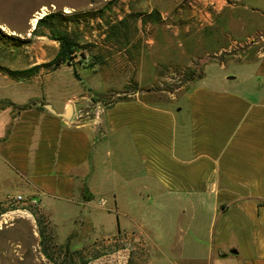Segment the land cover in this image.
<instances>
[{"label": "crops", "instance_id": "crops-1", "mask_svg": "<svg viewBox=\"0 0 264 264\" xmlns=\"http://www.w3.org/2000/svg\"><path fill=\"white\" fill-rule=\"evenodd\" d=\"M241 1L215 0L211 28L227 10L233 33L254 25L235 11L261 9L262 0L243 7ZM176 2L164 8L165 3L143 0L138 8L146 14L172 11ZM160 32L150 35L145 55L159 38H168ZM232 34L226 37L232 40ZM259 44L245 53L251 55L244 57L247 82L238 74L223 75V62L216 75H204L174 101L134 92L106 107L96 102L91 117L79 123L72 107L79 89L63 94L69 88L60 80L62 67L47 76L59 81L56 101L28 106L23 99L0 97V201L21 196L50 216L113 202L118 236L146 234L147 248L156 252L148 264H264V44ZM113 47L118 45L108 43L106 50ZM121 47L127 52L129 45ZM141 64L126 85L146 81ZM99 68L85 71V78L93 93L103 95L107 90L97 93L94 86V76H102ZM142 215L152 221H142Z\"/></svg>", "mask_w": 264, "mask_h": 264}, {"label": "rangeland", "instance_id": "rangeland-1", "mask_svg": "<svg viewBox=\"0 0 264 264\" xmlns=\"http://www.w3.org/2000/svg\"><path fill=\"white\" fill-rule=\"evenodd\" d=\"M152 1L161 5L165 3L164 8L166 4L176 2ZM190 1L198 5L206 4L210 15L205 21L200 23V15L191 9L188 13L182 10ZM140 2L143 0H0V68L24 71L50 62L58 51V45L44 34L32 36L35 25L32 21L41 17L39 14L45 16L51 12H62L88 15L85 18L90 21L84 19L75 30L79 43L89 47L84 51L85 60L78 55L73 62L78 79L73 80V69L66 65L61 72L65 79H60L65 83V89L67 85L69 88L63 94L71 93L73 87L79 89L76 94L80 95L72 104L76 123L91 117L99 99L106 107L119 99H128L134 92L149 91L156 93V97L174 101L204 75L209 78L216 75L223 62L227 65L223 75L235 78L238 74L247 82L244 59L250 60L251 55L245 53L254 43H260L256 47L264 44V0L258 5L261 9L249 7L250 11H235L253 19L254 25L249 23L243 34L232 32L235 23L228 19V10L211 28L215 0H207L206 3L181 0L176 2L172 11L159 10L163 15L160 21L140 17L139 14L148 12L138 8ZM249 2L254 4L255 1L243 0L239 6H247ZM117 21H123V25L114 38L107 40V24ZM74 29L72 26L70 30ZM156 30L157 33L162 31L169 39L159 38L157 45L145 55L149 45L147 40ZM228 32L233 33L230 37L236 43L226 37ZM118 39L121 40L120 45L116 42ZM108 43L118 45V48L107 51ZM128 45V51L122 52L121 46ZM92 55L104 58V64L99 68L102 76L93 78L97 93L107 90L103 95L93 93L85 78V71H91L87 67L92 62ZM141 55L145 57L141 58ZM227 59L230 61L226 62ZM142 61L146 81L139 85L132 80V84L126 85L130 72H137L142 67ZM157 67L160 73H156ZM187 71L195 72L192 80L185 76ZM49 74L41 70L29 80L16 81L0 72V97L23 99L28 106L43 104L42 101L47 98L56 101L62 94L54 88L59 81L47 77ZM0 205V264H148L156 256V252L149 250L143 240L147 241L145 233L137 232L141 237L118 236V217L112 211L113 202L107 205L102 201L95 202L92 208L77 206L55 216L44 213L37 203L27 199L21 203L6 199L0 201ZM143 215L142 221H152L148 215Z\"/></svg>", "mask_w": 264, "mask_h": 264}, {"label": "trees", "instance_id": "trees-1", "mask_svg": "<svg viewBox=\"0 0 264 264\" xmlns=\"http://www.w3.org/2000/svg\"><path fill=\"white\" fill-rule=\"evenodd\" d=\"M87 16L88 15L64 14L62 12H51L46 14L37 21L35 30L32 31L31 35L39 36L40 34H44L43 36L47 37L50 41L55 42L58 45V51L55 57L46 64L36 65L28 70L11 71L6 68H0V72L7 75L11 80H29L36 74H38L41 70H45L51 73L66 65L73 69V76L75 79H78V75L76 73L75 65L73 64V62L77 59L78 55L82 58V60H85L84 51L89 47L79 43L75 30L76 27H78V25H80L84 19L86 20V22H90L85 18ZM139 16L146 20L160 21V15L155 10H153L149 14H139ZM122 25L123 21L108 23L106 39L110 40L114 38L116 34H118L117 30ZM72 26L75 28L74 31L70 30ZM91 58L92 62L88 65L87 68L91 69L95 66H101L102 64H104V60L101 58L99 59V57H97L96 55H92ZM185 76H187L189 80H192V78L195 76V72L187 71ZM198 79H200V77H198ZM121 100L123 99H119L117 101ZM98 101H100V99ZM83 199L85 201H89L88 197L85 195L83 196Z\"/></svg>", "mask_w": 264, "mask_h": 264}, {"label": "built area", "instance_id": "built-area-1", "mask_svg": "<svg viewBox=\"0 0 264 264\" xmlns=\"http://www.w3.org/2000/svg\"><path fill=\"white\" fill-rule=\"evenodd\" d=\"M187 7L189 9H191L193 12H196L198 15H200V17H199L200 23L202 21H205L206 20L205 18H207L209 16L207 7L204 9L203 5H198L194 1H190ZM11 200H13L14 202H17V203H21V202L25 201V199H23L21 196L13 197V198H11Z\"/></svg>", "mask_w": 264, "mask_h": 264}, {"label": "water", "instance_id": "water-1", "mask_svg": "<svg viewBox=\"0 0 264 264\" xmlns=\"http://www.w3.org/2000/svg\"><path fill=\"white\" fill-rule=\"evenodd\" d=\"M42 17H43V16H42ZM42 17H39V18L36 20L35 25L32 27V30H35V26H36V24H37V21H38L39 19H41ZM70 114H71V108L69 107V108L67 109V111H66V115H65V117H66V118H69V117H70ZM232 253H234V252H232Z\"/></svg>", "mask_w": 264, "mask_h": 264}, {"label": "bare ground", "instance_id": "bare-ground-1", "mask_svg": "<svg viewBox=\"0 0 264 264\" xmlns=\"http://www.w3.org/2000/svg\"><path fill=\"white\" fill-rule=\"evenodd\" d=\"M43 13V12H42ZM39 16H41L42 17V14H39ZM35 22H36V20H33L32 21V24L34 25L35 24Z\"/></svg>", "mask_w": 264, "mask_h": 264}]
</instances>
